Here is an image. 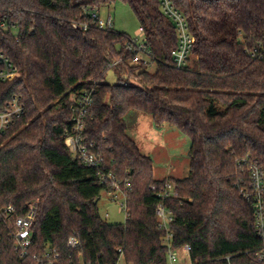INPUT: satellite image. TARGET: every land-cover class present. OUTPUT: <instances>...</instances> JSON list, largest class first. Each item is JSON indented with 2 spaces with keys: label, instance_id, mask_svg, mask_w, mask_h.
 <instances>
[{
  "label": "trees",
  "instance_id": "obj_1",
  "mask_svg": "<svg viewBox=\"0 0 264 264\" xmlns=\"http://www.w3.org/2000/svg\"><path fill=\"white\" fill-rule=\"evenodd\" d=\"M116 2L128 4L144 28L155 70L131 64V35L103 29L93 17L91 9ZM173 2L194 37L182 69L172 56L176 28L159 0H0V52L21 73L0 82V112L15 96L25 107L0 135V211L13 206L24 216L30 205L38 207L27 257L0 222V264H36L35 255L50 247L59 250L60 264H169L160 202L173 215L172 248L188 247L190 264H258L260 240L242 193L241 162L264 166V0ZM111 70L116 83L107 80ZM90 90L83 138L127 190L123 223L103 218L99 200L110 187L66 141L74 99ZM134 112L189 137L190 172L174 179L177 197L152 189L167 179L156 178L153 159L129 134L126 116ZM72 235L77 249L68 247Z\"/></svg>",
  "mask_w": 264,
  "mask_h": 264
},
{
  "label": "built area",
  "instance_id": "obj_2",
  "mask_svg": "<svg viewBox=\"0 0 264 264\" xmlns=\"http://www.w3.org/2000/svg\"><path fill=\"white\" fill-rule=\"evenodd\" d=\"M162 12L173 22L178 36V46L172 51L173 60L177 68H185L193 53L194 37L188 25L185 15L175 6L173 0H159ZM94 18H98V25L103 29L114 28V20L112 15L102 18L100 10L91 9ZM73 27L76 29L86 30L87 24L74 23ZM140 32L143 36L130 37L126 44L127 50L134 53L131 64H140L145 62L152 66L151 52L146 44L145 30L140 26ZM261 51L259 55L264 54V44L260 46ZM258 52L253 51V55ZM21 76L18 68L0 52V82H7L17 79ZM93 90L86 91L78 98H73V125L70 130L65 133L66 141L73 153L89 167L97 169V175L101 183H108L110 187V194L115 197H121L122 211L126 213V220L128 219V194L127 190L121 185V182L111 173L105 172L103 169L104 158L91 152L84 142L83 131L85 127V117L87 116L89 107L93 104ZM25 112V107L20 101V97H13L7 104L6 110L0 112V135L5 134L15 124L18 117ZM247 167V179L242 187V193L246 199L251 203L254 214V226L257 236L260 240V246L254 251L258 264H264V166L252 158H244L241 166ZM127 188L130 187L126 184ZM152 189L161 197H177L179 185L170 179H167L165 184L158 188L152 186ZM36 204L30 205L27 213L20 216L15 212L13 206H8L0 211V222H4L11 229V237L15 240L16 250L22 257H27L30 252L32 244L33 228L37 222ZM156 213L159 220V226L166 231L163 238L164 244L168 247V262L174 264L176 259V251L173 250V237L171 231V222L173 215L171 211L160 202L156 207ZM80 246V240L75 235L68 239V247L77 249ZM247 254L250 252L247 251ZM232 256L226 258L230 260ZM36 264H60L61 254L55 247L47 248V250L39 255H35Z\"/></svg>",
  "mask_w": 264,
  "mask_h": 264
},
{
  "label": "rangeland",
  "instance_id": "obj_3",
  "mask_svg": "<svg viewBox=\"0 0 264 264\" xmlns=\"http://www.w3.org/2000/svg\"><path fill=\"white\" fill-rule=\"evenodd\" d=\"M102 18L112 15L114 28L128 35L143 36L140 32V22L133 9L124 2H116L106 5L100 9ZM151 70L156 69L152 64ZM107 80L116 83L118 74L111 70ZM129 126V134L140 143L147 142L150 157L155 166V175L159 180L184 178L190 172V139L189 137L172 125H164L157 128L151 118L143 113H130L126 116ZM148 137V138H147ZM121 197H115L104 191L99 200L101 215L110 223H123L126 221V213L122 211ZM190 252L188 247L176 250L174 264H190ZM122 263V261H121Z\"/></svg>",
  "mask_w": 264,
  "mask_h": 264
},
{
  "label": "crops",
  "instance_id": "obj_4",
  "mask_svg": "<svg viewBox=\"0 0 264 264\" xmlns=\"http://www.w3.org/2000/svg\"><path fill=\"white\" fill-rule=\"evenodd\" d=\"M147 138H148V137H147ZM146 141H147V140H146ZM146 141L143 142V143H140V141H137V142H138V144H139V146H140L142 152H143L144 154H146V155H149L150 152H149L148 144H147ZM149 156H150V155H149Z\"/></svg>",
  "mask_w": 264,
  "mask_h": 264
}]
</instances>
